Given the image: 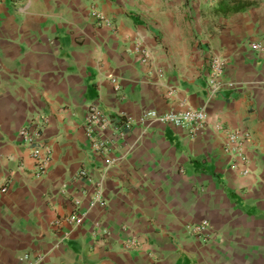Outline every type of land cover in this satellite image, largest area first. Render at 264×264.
<instances>
[{
  "label": "crops",
  "instance_id": "0c3cea01",
  "mask_svg": "<svg viewBox=\"0 0 264 264\" xmlns=\"http://www.w3.org/2000/svg\"><path fill=\"white\" fill-rule=\"evenodd\" d=\"M93 10L114 30L98 27ZM257 41L264 0L0 3V187L8 186L0 264H264V56L249 47ZM138 45L152 53L150 66L139 62ZM210 55L236 84L213 99L205 91ZM90 103L116 120L204 108L209 128L191 135L135 125L112 136L118 161L104 172L83 131ZM38 117L47 119L42 140L52 160L35 179L17 134ZM217 124L249 134L246 176L231 169ZM82 169L90 181L78 178ZM100 180L103 206L92 204ZM73 212L85 214L80 226L52 225ZM202 220L212 235L205 244L187 230Z\"/></svg>",
  "mask_w": 264,
  "mask_h": 264
},
{
  "label": "built area",
  "instance_id": "2783aa9c",
  "mask_svg": "<svg viewBox=\"0 0 264 264\" xmlns=\"http://www.w3.org/2000/svg\"><path fill=\"white\" fill-rule=\"evenodd\" d=\"M3 1L4 0H0V3ZM91 14L98 27H104L111 31L114 30L111 19L105 16L102 12L93 10ZM249 47L254 52L264 56L263 42H251ZM134 53L138 57L141 64L150 66L153 63V55L146 48L138 45L135 48ZM207 64L208 73L205 91L209 99L219 96L224 90H232L235 88L236 84L225 77L226 63L222 58L216 55H210L207 60ZM112 82L116 81L112 80ZM36 121L37 123L35 127L21 128L18 131L17 136L19 142L26 147L29 151L30 157L34 161L35 169L33 177L35 179H40L44 174H46L51 165L52 152L49 146L44 144L42 140V130L44 125L47 123V119L38 117ZM150 121L185 128L191 135L202 133L209 128L206 122V112L204 108H192L190 106H185V108L180 111L168 110L158 112L155 110H147L135 119L131 116L124 115L121 119L116 120L106 115L97 104L90 103L87 105L85 110L83 131L84 135L91 143L92 150L103 156L104 166L102 170L104 172L113 167L118 161L110 154L113 145L112 136L122 138L133 126L139 125L140 127H143ZM213 128L216 131L223 132L225 135L223 152L233 160L230 164L231 169L237 170L241 176H246L249 173V164L244 148L250 138L249 134L239 130H228L220 124L215 125ZM77 176L80 179L85 178L86 180H89L88 171L85 169L80 170ZM7 188L8 186L6 185L1 186L0 194L5 193ZM92 198L93 205H104L103 186L101 180L93 183ZM74 204L75 207H78L79 201L76 200ZM84 218V213L73 212L62 219L56 220L52 225L57 229L63 224L78 227L82 224ZM187 230L190 236L203 242L209 241L212 237V235L208 233L210 230V224L207 220H202L199 223L190 225L187 227ZM104 234L108 235L106 232H104ZM123 244L127 249L134 248L136 241L126 240ZM23 258L28 260L29 256L24 255ZM41 260L42 258L37 256L34 259V262L39 263Z\"/></svg>",
  "mask_w": 264,
  "mask_h": 264
},
{
  "label": "rangeland",
  "instance_id": "374dc122",
  "mask_svg": "<svg viewBox=\"0 0 264 264\" xmlns=\"http://www.w3.org/2000/svg\"><path fill=\"white\" fill-rule=\"evenodd\" d=\"M210 241H212V238L209 241H207V242L201 241V243L205 244V243H209Z\"/></svg>",
  "mask_w": 264,
  "mask_h": 264
}]
</instances>
